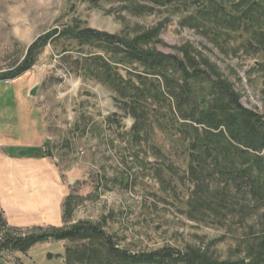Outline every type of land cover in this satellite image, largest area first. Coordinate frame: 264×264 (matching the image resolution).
Segmentation results:
<instances>
[{"label": "rangeland", "instance_id": "1", "mask_svg": "<svg viewBox=\"0 0 264 264\" xmlns=\"http://www.w3.org/2000/svg\"><path fill=\"white\" fill-rule=\"evenodd\" d=\"M214 1L223 8L208 0H0V75L46 38L27 72L0 81V224L23 237L85 222L129 254L171 248L264 263L255 257L264 252V198L237 193L211 166L240 161L221 143L206 154L193 148L203 127L182 119L200 100L212 103L206 77L264 116V0ZM82 30L134 40L198 76L184 84L173 61H135L119 44L77 39ZM202 153L197 185L189 165ZM83 244L47 239L25 253L1 251L0 264H69L67 251Z\"/></svg>", "mask_w": 264, "mask_h": 264}, {"label": "trees", "instance_id": "2", "mask_svg": "<svg viewBox=\"0 0 264 264\" xmlns=\"http://www.w3.org/2000/svg\"><path fill=\"white\" fill-rule=\"evenodd\" d=\"M208 1L212 6L213 4L218 5V7L213 6V11L223 8V6H220L221 3L214 0ZM251 1L253 6H256L255 2L257 0ZM75 36L77 39H95L99 43L108 46L119 44L131 59L142 63L159 65L164 61L171 60L183 74L184 84L189 79L198 76L196 71L188 74L181 63L171 56L145 52L138 47L137 42L134 40L115 42L114 36L95 30L78 31ZM45 40V37L38 38L31 44L20 65L1 74L0 81L14 80L27 72L33 66ZM199 75H204V73L200 72ZM203 82L209 83L213 96L212 103L200 100L199 104L201 106H192L182 118L183 121H190L203 127L201 133L195 128L201 144L198 140H195L192 147H202L203 153L206 154L211 147L213 150V146L221 143V146L232 154L231 157H235V160L240 161L239 165H235V161L233 162L232 159H221L217 160L216 165L211 167L216 170L219 169L220 175L235 188L237 193L243 194V191L244 193L247 191V195L251 199L262 200L264 198V157L260 156V153L264 151V116L260 117L243 108L239 103L238 96L228 83L221 80H209L208 77L203 78ZM197 142L198 144H196ZM212 150L210 151L212 152ZM203 153L200 156L191 154L192 163L189 165V170L199 176L196 179L197 185L200 184L199 180L202 179L201 175H197V169H200L198 164L206 163V160L203 159ZM225 160L227 163L223 162ZM66 204L67 200L64 201V219ZM2 231L4 233L1 234L0 238V252L6 250L25 253L36 243L44 242L47 239L87 242L79 248L67 251L69 264L72 260H76L79 264H258L254 259V261L249 262L246 260L218 262L191 250L179 252L171 248H164L155 252L129 254L117 248L100 228L85 222H78L67 229H53L52 232L31 233L27 236L22 235L23 237L16 234L20 230L8 227L3 222L0 224V232ZM92 239L100 241L101 244L94 246ZM255 257L264 262V252L257 253Z\"/></svg>", "mask_w": 264, "mask_h": 264}, {"label": "water", "instance_id": "3", "mask_svg": "<svg viewBox=\"0 0 264 264\" xmlns=\"http://www.w3.org/2000/svg\"><path fill=\"white\" fill-rule=\"evenodd\" d=\"M35 94H36V88L34 87V88H32L30 90L29 95L30 96H35ZM20 155H25V153L24 152H21ZM49 258H50V254L47 255V259H49Z\"/></svg>", "mask_w": 264, "mask_h": 264}]
</instances>
